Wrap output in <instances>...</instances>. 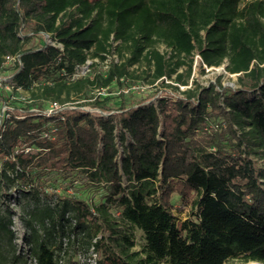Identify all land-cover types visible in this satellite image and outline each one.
Listing matches in <instances>:
<instances>
[{
    "label": "trees",
    "instance_id": "1",
    "mask_svg": "<svg viewBox=\"0 0 264 264\" xmlns=\"http://www.w3.org/2000/svg\"><path fill=\"white\" fill-rule=\"evenodd\" d=\"M196 55L237 87L190 82ZM8 75L0 198L36 199L12 264H264V0H0Z\"/></svg>",
    "mask_w": 264,
    "mask_h": 264
},
{
    "label": "rangeland",
    "instance_id": "2",
    "mask_svg": "<svg viewBox=\"0 0 264 264\" xmlns=\"http://www.w3.org/2000/svg\"><path fill=\"white\" fill-rule=\"evenodd\" d=\"M54 44L53 41H51L46 35H44V38L41 39L40 37H34L29 47L31 46H40L43 44ZM60 46V45H59ZM161 50H166L165 46H161ZM199 56L196 55L195 62H194V70L192 74V80L196 79L200 84L208 86L210 83H216L218 78L222 76V83L224 85L230 86L232 88H236V76L229 74L225 66H219V67H207L204 66L205 71H202L199 66ZM91 61L88 63L87 66L79 68L77 72V76L83 77L89 72ZM107 67L105 66V69ZM12 76L8 75L6 77H0V95L4 98V100L0 101V124L3 115L6 113L12 105H17L18 107H24L26 106L25 100L28 98V94L21 90L20 94H15L13 90L14 83L11 81ZM134 90H137L141 95L144 97H147L151 94L153 88L151 85L145 84L140 85L137 84L133 87ZM184 86H180V90H184ZM115 91L116 88H114ZM104 92L102 93V97L104 96ZM172 93H175L176 95H179L178 92L172 91ZM118 93V92H116ZM160 96H156L153 101L158 99ZM176 99L175 96H172ZM67 109H77V110H84V111H90V112H99L96 109H91L89 107H79L75 105H70L66 107ZM56 109L57 111L60 110L57 106H52L49 110ZM62 109V108H61ZM48 110V111H49ZM33 111V110H31ZM103 115H108L104 114ZM258 165L264 167V159H259ZM57 186V185H56ZM17 188H20L19 186ZM59 192L64 191L65 184L62 186L57 187ZM52 190V188L50 189ZM76 190L77 193L82 194L85 197H93L96 199H100L102 195L104 194V191L102 189L92 188V189H85L82 187L81 184H76ZM72 192L74 190H71ZM36 203V199L28 196H20V192L18 190H15L14 188L11 190H8L7 194L1 196L0 198V222L6 226V230L0 229V252L4 254V257L6 259L5 264H12V261L14 259L15 253L16 254H25L27 250V246L25 245V242L23 240V237L27 234L28 229L23 224L22 214L23 210L30 207V205H33ZM180 219L184 220L189 216V209H185L183 212H177ZM135 241L136 246L134 247V250H140L143 247L144 239L142 236L141 231L135 230ZM87 255L81 256V259H86ZM89 257V256H88ZM87 257V258H88ZM90 261V259H88ZM92 261V260H91ZM226 264H242L238 260H230ZM246 264H256L255 262H249Z\"/></svg>",
    "mask_w": 264,
    "mask_h": 264
},
{
    "label": "built area",
    "instance_id": "3",
    "mask_svg": "<svg viewBox=\"0 0 264 264\" xmlns=\"http://www.w3.org/2000/svg\"><path fill=\"white\" fill-rule=\"evenodd\" d=\"M54 106H57V105H53V107H54ZM57 107L60 109V107H59V106H57ZM53 110H54V109H51V110L47 111V114H50V113H52V112H53ZM255 263H256V262H255ZM256 264H260V263H256Z\"/></svg>",
    "mask_w": 264,
    "mask_h": 264
}]
</instances>
